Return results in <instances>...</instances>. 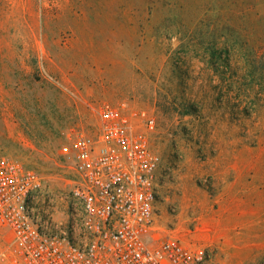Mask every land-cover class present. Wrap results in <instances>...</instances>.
I'll return each mask as SVG.
<instances>
[{
	"label": "rangeland",
	"instance_id": "obj_1",
	"mask_svg": "<svg viewBox=\"0 0 264 264\" xmlns=\"http://www.w3.org/2000/svg\"><path fill=\"white\" fill-rule=\"evenodd\" d=\"M64 93L83 124L101 102L153 115L160 223L196 218L183 239L213 264H264V0H0V156L54 190ZM230 195L252 197L247 225L230 226Z\"/></svg>",
	"mask_w": 264,
	"mask_h": 264
},
{
	"label": "built area",
	"instance_id": "obj_2",
	"mask_svg": "<svg viewBox=\"0 0 264 264\" xmlns=\"http://www.w3.org/2000/svg\"><path fill=\"white\" fill-rule=\"evenodd\" d=\"M88 106L96 123L70 122L60 148L63 187L0 156V264H213L211 245L183 239L196 218L192 228L157 218L153 115L126 103Z\"/></svg>",
	"mask_w": 264,
	"mask_h": 264
},
{
	"label": "crops",
	"instance_id": "obj_3",
	"mask_svg": "<svg viewBox=\"0 0 264 264\" xmlns=\"http://www.w3.org/2000/svg\"><path fill=\"white\" fill-rule=\"evenodd\" d=\"M64 94H65L64 95L65 97L64 96H61V97L65 100L64 103L67 101L66 107L67 106L70 107V109L69 108L66 109V113L69 112L70 114L69 116L70 122L76 120L79 124H83L79 110L76 109L77 107H74L72 104H70L72 102H77V101H71V99L72 97H78V96L76 94H69V96L67 97L66 93ZM57 103L59 104L60 102H57ZM59 106H61V104ZM72 106L74 107V109L72 108ZM245 187L246 186L244 185L243 188L245 189ZM251 201H253V199L252 197L250 198V196H248V198H245V200L243 199L242 203L240 199H236L235 197L231 195L226 199V202H224L222 206H223L224 211L228 212V220H229L230 226H233L236 223H238L239 226L247 225V223H249V219H247L248 218L247 215L248 213H250L251 208H253V203H251ZM237 214H238V221H236V218H234L236 217L235 215Z\"/></svg>",
	"mask_w": 264,
	"mask_h": 264
},
{
	"label": "trees",
	"instance_id": "obj_4",
	"mask_svg": "<svg viewBox=\"0 0 264 264\" xmlns=\"http://www.w3.org/2000/svg\"><path fill=\"white\" fill-rule=\"evenodd\" d=\"M214 56V55H213ZM219 56V55H218Z\"/></svg>",
	"mask_w": 264,
	"mask_h": 264
}]
</instances>
